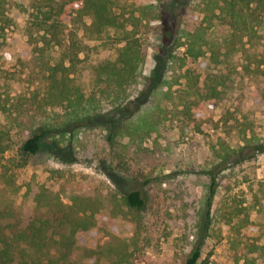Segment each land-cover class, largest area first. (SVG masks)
<instances>
[{
	"label": "rangeland",
	"instance_id": "rangeland-1",
	"mask_svg": "<svg viewBox=\"0 0 264 264\" xmlns=\"http://www.w3.org/2000/svg\"><path fill=\"white\" fill-rule=\"evenodd\" d=\"M116 1L117 12L128 14L134 6L157 0ZM7 12L15 28L24 27L27 14L20 7H10ZM203 16L194 3L181 26L193 31ZM163 25L160 19L152 18L139 28L148 52L145 75L155 66L153 53L162 43ZM80 35L87 47L72 77L73 83L88 96L95 85V67L115 59L118 46L108 37L91 40L82 32ZM185 40L183 37L182 46L173 48L167 78L177 80L174 88L182 89L183 75L192 69L199 74L198 87L204 91L206 77L219 70L208 56L197 61L186 56ZM16 56L17 53L0 55L1 99L9 102V111L0 105V134L8 146L5 153H0V179L7 181L8 192L19 208L32 205L41 191L48 194L49 207L58 214L73 217L80 207L98 208V216L117 218L105 225L110 236L103 241L112 235L124 237L138 231L131 264H185L195 241L204 235L198 264H244L246 258L251 264H264V152L242 163L218 165L220 155L226 153L224 147L237 149L244 144L245 136L255 135L264 143V75L254 65L246 68V62L239 61L235 77L238 89L222 94L197 119L172 115L149 135L141 133L135 140L128 134L119 138L128 144L122 158L118 157V148L114 150L106 139V129L97 126L81 134L73 144L58 135H49L41 151L29 157L26 165L11 166L13 161L21 162L18 148L29 135V125L37 126L41 117L51 123L64 118L58 106H45L44 111H39L38 103L30 99L33 89L25 80L24 67L14 59ZM10 104L18 105L13 108ZM107 108L105 105L102 111ZM33 113L36 118L29 121ZM210 171H214L216 187L206 218L210 223L204 233L200 227L211 183ZM135 189L142 190L145 197L140 210L124 203L123 196ZM243 220L247 226L238 228ZM94 234L95 230L78 233L72 259L85 260V248L91 245ZM253 244L257 245L256 251L249 249ZM102 262L109 264L105 259Z\"/></svg>",
	"mask_w": 264,
	"mask_h": 264
},
{
	"label": "trees",
	"instance_id": "trees-1",
	"mask_svg": "<svg viewBox=\"0 0 264 264\" xmlns=\"http://www.w3.org/2000/svg\"><path fill=\"white\" fill-rule=\"evenodd\" d=\"M194 3L204 16L193 31H188L181 21ZM16 6L27 14L22 28H15L7 12ZM117 7L116 0H0V55L17 53L14 59L24 67L25 80L33 89L30 99L38 103L41 112L45 106H58L64 117L59 123L41 117L37 126L28 124L29 135L18 148L21 162L13 161L11 166L26 165L29 157L41 151L49 135H58L73 144L81 134L97 126L106 129V139L114 150L118 148V157L122 158L128 144L119 138L128 134L135 140L141 133L149 135L172 115L197 119L222 94L235 92L239 61L244 60L246 68L254 65L264 75V0H157L134 6L128 14L117 12ZM152 18L164 23L163 40L153 53L154 68L145 75L148 52L139 28ZM171 19L176 20L170 22ZM80 32L91 40L108 37L118 46L115 59L95 67V85L88 96L72 77L87 47ZM183 37L186 56L195 61L208 56L219 70L206 77L204 91L198 87L199 74L192 69L185 71L182 89L174 88L177 80L167 78L173 48L182 46ZM1 96L2 92L0 105L8 109L9 102H2ZM10 105L14 108L18 104ZM105 105L108 110L103 112ZM33 118L35 113L29 121ZM2 139L0 134V153H5L8 146ZM242 141L244 144L237 149L224 147L226 153L220 155L218 165L242 163L264 152V143L255 135L245 136ZM210 173L200 227L204 233L210 223L206 218L216 187L214 171ZM6 182L0 179V264H103L104 259L109 264L132 263L139 239L137 230L103 241L110 236L105 225L116 217L103 218L98 216V208L88 206L80 207L73 217L58 214L50 209L49 196L42 191L33 198L32 205L21 209L9 194ZM123 197L130 209L140 210L145 205L140 189ZM246 223L243 220L237 227L244 228ZM126 229L130 231V226ZM92 230L95 234L85 248V260L72 259L78 233ZM204 236L195 241L185 264L199 263ZM253 245L249 249L256 251L257 245ZM249 260L246 258L244 264H251Z\"/></svg>",
	"mask_w": 264,
	"mask_h": 264
}]
</instances>
